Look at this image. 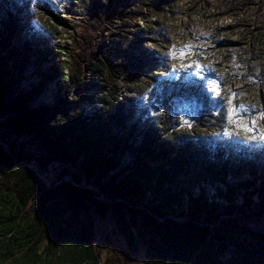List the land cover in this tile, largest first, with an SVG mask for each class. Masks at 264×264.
Segmentation results:
<instances>
[{
  "label": "trees",
  "instance_id": "16d2710c",
  "mask_svg": "<svg viewBox=\"0 0 264 264\" xmlns=\"http://www.w3.org/2000/svg\"><path fill=\"white\" fill-rule=\"evenodd\" d=\"M224 1L235 13L233 30L245 26V50L257 48L253 65L262 66L264 77V34L252 25L264 7L254 5L256 0H243L240 6L235 5L239 0ZM114 4L118 7L112 11ZM122 5L121 0H103L114 15L127 14L112 33L123 34L132 14L148 18L156 9L149 0L123 10ZM222 9L209 4L203 14ZM53 20L55 32L66 23L56 16ZM250 36L255 41L247 40ZM71 45L53 43L62 65L54 91L48 73L25 86V64L16 61L15 51L0 50V126L9 124L18 134L38 139L48 160L70 180L47 183L43 167L19 155L7 135L0 134V264H264V232L199 221L221 209L232 213L237 199L241 207L257 206L264 212V171L251 161L228 166L196 154L197 159L179 162L183 148L163 126L139 130L130 122L136 112L130 105L133 98L120 86L131 91L139 83L127 62H108L99 55L87 59L70 53ZM85 65L96 77L90 83L95 92L86 91ZM63 77L68 78L66 86ZM6 91L14 99L8 106ZM95 100L101 103L97 113L82 110V102ZM171 147L177 151L171 153ZM30 162L42 178L26 166ZM69 167L76 174L68 173ZM85 181L99 192L82 188ZM66 188L77 209H89L94 219L84 225L72 220L62 201Z\"/></svg>",
  "mask_w": 264,
  "mask_h": 264
},
{
  "label": "built area",
  "instance_id": "2783aa9c",
  "mask_svg": "<svg viewBox=\"0 0 264 264\" xmlns=\"http://www.w3.org/2000/svg\"><path fill=\"white\" fill-rule=\"evenodd\" d=\"M49 1L51 7L54 8L52 16L66 21V26L72 21H77L74 17L79 13L78 19H83L85 15H88L87 11L92 13L97 11L94 5L100 4L104 17L108 19L105 28L108 31L107 34L111 35L109 46H107V39L101 40L98 33H89L88 42L78 35L74 40L79 39L86 45L96 44L98 53L94 54L96 51L90 48L87 52V59L99 55L108 62L117 60L127 62L128 70L136 77L139 84L131 91L121 85L120 91L123 94L128 92L127 94L133 98L130 105L136 112L130 122L136 124L135 127L139 130L144 125L162 127L163 124L170 122L166 118L169 106L176 105L180 112L177 114L182 117L183 122L193 123L194 126L198 124L199 139L193 134L196 146L189 147L194 148L196 153H200L208 163L224 162L232 166L234 160H238L235 164H247L251 161L250 164L264 171V122L262 120L264 116V77L262 66L253 65V62L258 61L255 56L257 53L247 52L242 37L237 39L229 33L224 38H220L224 41L225 47L218 57L214 52L217 51L216 42L213 41L214 43L210 45L209 42L201 41L203 37L200 36L201 29L199 28L202 24L217 37L219 34L215 32L219 33L221 29H228L231 25L214 24L224 14L231 16L232 23L233 17L229 11V3L224 0H219V2H214V0H149L150 5L156 8L149 12V19L144 13L132 14V22L126 25L127 28L121 34L112 33V30L118 28L121 19H124L127 14L114 15L103 6V0ZM111 1L114 3V0ZM121 1H123V7H121L123 10L129 7V4L141 0ZM180 1L183 2L180 3ZM196 3H199V6ZM118 4L112 6V11L118 7ZM209 4L214 8L224 7L227 10L222 9L223 11L219 13L203 14L204 8H208ZM93 16L96 18L94 14ZM64 24L61 26H65ZM233 26L234 22L232 28ZM91 27L94 29L95 26L91 25ZM53 37V43L63 45L58 33L53 34ZM201 43L214 51L204 47ZM232 46L234 47L232 50L224 51L226 47ZM252 50L257 51V48ZM239 56L242 58L237 59L241 64L238 69L233 63V58ZM252 77L258 85L252 83ZM121 81L125 84L124 79ZM172 85H174L173 92L170 90ZM260 86L262 87L261 94L260 92L250 94V89L254 87L256 91L261 88ZM126 97L127 95L125 99ZM200 100L209 104L208 117L192 119L189 117L191 110L203 106L199 103ZM119 101L124 102L123 97H120ZM82 105L93 106L88 108ZM193 105L194 108H192ZM81 107L85 112L93 114L99 111L101 103L98 100L92 103L82 102ZM163 111L166 117H161ZM230 113H234L231 118H229ZM241 125H244L247 130L243 138L233 132L236 126L240 128ZM251 142L254 143L253 146Z\"/></svg>",
  "mask_w": 264,
  "mask_h": 264
},
{
  "label": "rangeland",
  "instance_id": "374dc122",
  "mask_svg": "<svg viewBox=\"0 0 264 264\" xmlns=\"http://www.w3.org/2000/svg\"><path fill=\"white\" fill-rule=\"evenodd\" d=\"M242 1L243 0H239V2L236 3L235 5L240 6ZM182 2L183 1H180V3ZM214 2H219V0H214ZM261 2L262 0H256L257 4L254 5H258V6L262 5L264 7V4ZM50 3L51 2L49 0H0V50L2 49L5 51L7 50L15 51L17 53L16 61L19 62L21 65L23 63L25 64V73L23 76L24 77L26 76L29 79L27 83L23 82L25 86H27V84L29 85V83L31 85L36 84L37 81H41V78L43 80V77L46 76L44 74L48 73L50 76H52V78L49 79L50 81H48V85H51L50 87H52V91H54V88L55 86H57L58 83L57 80L55 79L59 71L61 70L62 65H61V61L57 57L58 53H56L53 49L54 48L53 34L58 33L60 36L59 40L60 42H63V44L65 43L72 44L71 46L74 50L69 51L70 53L73 51L78 52L82 57L88 56L87 52L88 50H90V48H92L93 51L94 50L96 51L94 54H97L98 48L96 44L86 45V44H82L79 41V39L74 40L76 35H78L81 38H84V40L88 42L89 37L87 35L89 33L90 34L98 33V35L101 36V40L107 39V46H109L111 35L107 34L108 31H106L105 26L106 23L108 22V19L106 18V16L104 17L103 9H100L99 3H96L94 5L95 10L97 11L95 12L93 11V13L91 11H87L88 15H85L86 17H84L83 19H78L80 14L79 13L74 17L76 18L77 21H72L68 26H66V23L64 24L65 26L59 25V27H57L58 30L55 32L54 30L55 21L53 20V16H52L53 15L52 12L54 11V8L51 7ZM40 10L42 11L40 12ZM263 11L264 9L262 11L261 10L257 11L255 17V23L253 22L252 25L253 26L257 25L259 27L258 29L262 31L264 34V17L262 13ZM93 14L96 16V18L93 16ZM234 14L235 13H232V15ZM231 19L232 18L229 14H224L220 17L219 20H216L214 22V24H224V25L231 24L228 27V29L223 28L219 33L215 32L216 34H219V37L212 35L210 33L209 28L207 27L205 28L202 26L204 24H202L201 27L199 28L201 29L202 32L200 36L203 37L201 39L203 43L209 42L210 45H212L214 42H216L217 46L215 47V49L217 51L211 50L206 45L201 43L204 47H207L211 51L216 52L215 55L216 57L220 55L221 50L225 47L224 41L221 40L220 38H224L227 35V33H229L238 39L243 32L244 33L246 32L245 26L242 27L237 26L238 28L233 30L232 28L233 21L231 23ZM91 25L95 26L94 29L91 27ZM27 37H30L32 39L25 42L24 40H27L26 39ZM247 40L255 41L254 38H252L251 36L248 37ZM233 48H234L233 46L226 47L224 51H229L232 50ZM31 50H33L34 52ZM251 51L255 53V51L253 50ZM247 52L245 54H247ZM240 57L242 58V56H239L238 58L236 57L233 58L234 61L233 63L235 64V66H237L238 69L241 67V64H239L237 60L240 59ZM65 59H67V57H65ZM85 63L86 62L84 61V64ZM32 71H34V73L30 74ZM233 71L235 72V69ZM92 73L93 71H89L86 65L83 66L82 75L83 78L88 81L85 82V84L88 86L87 87L88 89H86V87L84 88L86 89L87 92H93V90H95V87L93 85H90V83L93 84V81L96 78ZM42 74L44 76H41ZM67 79H68L67 77L62 78L61 83L64 86L68 84ZM252 83L258 85V83L254 79ZM255 84L254 87L256 86ZM253 88L250 89L251 95L259 93L262 89L261 87L260 89L254 91L255 89ZM170 90L173 92L174 87L171 86ZM75 93L76 92H74V94ZM259 94H261V92ZM13 101L14 99H12L11 96L8 95L6 91L5 105L8 106ZM199 103L202 104L203 106L198 109L191 110L189 117H191L192 119L195 118L197 120V119H204V117L205 118L208 117L207 107L209 106V104H205L201 100L199 101ZM82 106L85 107L87 106L88 108H92L93 105L91 106L82 105ZM161 107L167 108L163 105H161ZM194 107L195 106L193 105L192 108ZM178 109H179L178 106L170 105L166 113L167 117L164 111L161 113V117H166L170 120V122H167L162 126L165 129V132H168L170 136L178 140V143L180 144L181 148H183V152L180 153V156L183 159H180L179 162L182 163L184 162L185 158L190 159L191 156L194 159H197L198 155H200L198 156L199 159L203 160L200 153H196L194 148L189 147L195 145L194 138L192 137L193 134L197 136V139H199L197 135L199 126L198 124L194 126L192 125L193 123L183 122L182 117L179 114H177L179 112ZM2 120L3 119L0 118V122H2ZM262 120L264 122V116H262ZM260 125H261V121H260ZM233 132H235L236 135L243 138L245 133H247V130H245L244 125H241L240 128L236 126ZM3 133L7 135L8 141L14 144L15 150L19 155H21L24 158L31 159V161L35 160L38 164L41 165V167H43V171L47 183L53 184L56 182L63 183L70 181L67 175H63V176L60 175L61 168L59 166H55L54 163L48 160L49 155L46 153V151L43 150L41 143L38 139L34 138L30 134H18L17 132H15V129L9 124L5 126H0V134ZM250 144L251 146L254 145L253 142H251ZM171 150H172L171 153L173 152V150L177 151L173 147H171ZM194 154H196L197 156H194ZM246 156L248 155L246 154ZM236 161L238 160H234L233 165L236 163ZM31 163L32 162H30L29 164L35 165ZM248 167H252V166L248 165ZM69 168L70 169H68V173L76 174L75 173L76 170L74 167H69ZM233 174H235L234 171ZM85 183L86 184L82 188H86L88 191H90L89 188H92L94 189L92 191L99 192V189L95 188L94 185H88V182L86 181ZM90 183L94 184L93 182ZM66 190L68 189L66 188ZM62 201L65 202L63 203V205L66 206L67 212L69 215H71L72 220L76 219L77 225H84L88 223L90 217L94 219V214L89 209L88 210L79 209V208L77 209V203L75 202L73 196L70 194L69 190L64 195ZM239 201H240L239 199L235 200L236 203L235 205H233L234 211L232 213H228L225 209L220 208L221 210H218L216 213H212L205 217H200L199 221L211 222L212 225L215 224V227L220 225L221 227L224 226L231 229L233 227V229L237 228L241 230L247 229L256 232H264V212L259 211L262 209L257 206L241 207L240 206L241 202ZM177 220L180 221V219ZM95 225L99 232V230L101 229L100 223L95 221ZM213 233L214 232H211V234Z\"/></svg>",
  "mask_w": 264,
  "mask_h": 264
},
{
  "label": "water",
  "instance_id": "95a60500",
  "mask_svg": "<svg viewBox=\"0 0 264 264\" xmlns=\"http://www.w3.org/2000/svg\"><path fill=\"white\" fill-rule=\"evenodd\" d=\"M7 149L9 150L8 146H7ZM26 166H27V167H30L31 169H33V170L36 172V174H37L39 177L42 178V173H41V172H40L35 166H32V165H30V164H26Z\"/></svg>",
  "mask_w": 264,
  "mask_h": 264
},
{
  "label": "snow or ice",
  "instance_id": "6c2138e0",
  "mask_svg": "<svg viewBox=\"0 0 264 264\" xmlns=\"http://www.w3.org/2000/svg\"><path fill=\"white\" fill-rule=\"evenodd\" d=\"M232 115H234V113H230V117H229V118H231V117H232Z\"/></svg>",
  "mask_w": 264,
  "mask_h": 264
},
{
  "label": "bare ground",
  "instance_id": "6f19581e",
  "mask_svg": "<svg viewBox=\"0 0 264 264\" xmlns=\"http://www.w3.org/2000/svg\"><path fill=\"white\" fill-rule=\"evenodd\" d=\"M155 9V8H154ZM149 11V10H148ZM206 28V27H205ZM235 28V27H234ZM209 31V30H208ZM202 33V32H201ZM209 33V32H208ZM248 51V50H247ZM241 58V57H240ZM234 62V61H233ZM263 71V70H262Z\"/></svg>",
  "mask_w": 264,
  "mask_h": 264
}]
</instances>
